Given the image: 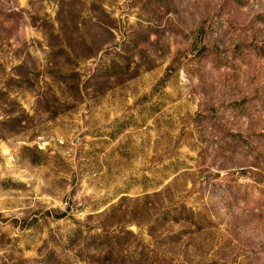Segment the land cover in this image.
I'll return each instance as SVG.
<instances>
[{"label": "rangeland", "instance_id": "obj_1", "mask_svg": "<svg viewBox=\"0 0 264 264\" xmlns=\"http://www.w3.org/2000/svg\"><path fill=\"white\" fill-rule=\"evenodd\" d=\"M0 264H264V0H0Z\"/></svg>", "mask_w": 264, "mask_h": 264}]
</instances>
